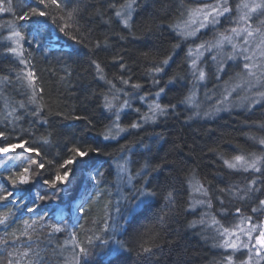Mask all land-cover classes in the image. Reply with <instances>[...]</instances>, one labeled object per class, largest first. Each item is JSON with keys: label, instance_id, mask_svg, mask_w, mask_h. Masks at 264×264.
Instances as JSON below:
<instances>
[{"label": "snow or ice", "instance_id": "snow-or-ice-1", "mask_svg": "<svg viewBox=\"0 0 264 264\" xmlns=\"http://www.w3.org/2000/svg\"><path fill=\"white\" fill-rule=\"evenodd\" d=\"M33 2L36 6H31L28 0H23L19 15L16 16L12 0H7L6 7L4 6L5 0H0V13H13L17 20L23 22H28L34 17H49L52 18V23L56 24L57 21L52 17V13L59 11L64 13L60 17L64 23L59 27V31L64 36H68L69 30L78 31L80 18L85 8L88 7V0H33ZM156 2H161V0H156ZM191 3H195L197 6L192 7ZM191 3L185 4L181 0L180 18L171 25L179 37V42L173 46V52L165 58L155 61L152 67L147 70L146 74L151 77L152 87L160 84V79L163 78L160 74L172 61L175 49L180 47V42L196 38L201 30L215 29L217 25L221 24V18H223L230 25L229 27L224 28V31L217 32L211 41L201 40L200 43H195L193 39L195 46H190L187 49L185 58L188 64L187 76L192 86L180 101L181 104L193 108V115L187 119L190 121L196 117L211 118L220 111L230 110L235 104L233 100L229 99L233 93H237V96L241 92L244 93L240 97V104L235 106L245 107L246 103L248 111L257 105L264 108V0H236L234 6L230 0H191ZM40 6H43V10ZM107 7L113 9V16L118 23L130 31L132 28L130 22L140 7L138 0H121L118 4L116 0H109ZM164 7L166 8L167 5ZM97 14H100L99 10H97ZM44 24L45 22L42 21L41 27H38L33 38L40 34ZM10 27V35L5 37L10 41L5 46L7 52L13 54L20 64L27 67L29 60L25 58L22 41H28L26 34L21 31L23 25L13 24ZM144 27L148 26L144 25ZM149 30L151 29L149 28ZM56 39L58 40L59 37ZM71 39L76 43L82 42L76 36ZM120 39H124V37L121 36ZM103 47H108L107 39H105ZM226 47L229 50L226 51ZM94 48H101L99 41L96 42ZM205 53H211L210 61L214 65L212 76L219 82L216 86L219 89V94L211 109L201 112V102L198 100L197 94L201 86L206 87L208 78L205 71L208 66V62L204 60ZM143 55L148 58L147 53ZM229 61L232 62L231 66L238 67L239 71L234 76H229L228 79L221 81V77L227 75V70L230 67ZM112 62L113 66L119 68L122 73L114 78L118 79L122 86H129L127 90L125 87H116L113 79L107 77L101 62H98L97 59L90 60L95 77L108 86L107 92L101 93V107L111 114V123L105 126V131L102 133L105 141L117 140L122 133L138 130L145 124H155L162 117L166 119L169 115H177L176 104L170 102L162 105L159 102L162 94L166 95V86L159 87L155 92L139 94L142 85L130 83L131 75L128 73L131 72V69L127 67L124 56L117 52L113 56ZM34 68L35 65H32L26 72L21 70L15 74L16 81L27 82L24 85L25 92L21 93L26 96V102L10 98L7 88L13 84V80L10 75H0V153L5 154L3 160L6 163L7 154L12 150L14 152L13 161H19L12 165L17 168V171L10 174L6 180H4L3 173L0 172V180H4V183H0V202H5L4 207L7 208L8 204H14L18 200L24 201L25 211L32 214L31 222L27 219L22 220L23 228L17 235V230L12 226L20 218L11 209L0 213V230L4 233L3 236H0V256L4 257L3 260H0V264H42L41 252L47 251V249L33 247V234L45 229L49 230L47 235L50 245L56 234L64 233L66 236L62 243L51 248L52 253L62 261V264H88L92 249L96 246V241L101 240V237L92 232L91 235L86 233L85 239L80 240L77 234L84 228L80 222L84 218L85 206H89L90 210V206L100 201L101 197L110 195V192L104 190V186L107 184L104 173L95 165H91L87 169L92 187L91 190L85 188L80 194L78 197L80 202L74 210L72 202L45 209L38 201L43 202L48 197L34 189L37 179L41 183V188L47 186L51 189H57L58 184L69 182L70 176L75 179L77 167L81 164L89 165L91 157L98 155L101 149L92 146L87 141L79 140L75 136L71 140H64L65 133L63 131L54 133L47 128L45 134L34 138L30 145L27 138L12 135L22 119V114H18L20 110H23V115L36 117L42 125L48 123L41 116V112L46 106L44 88L38 86L37 81L40 80V77L37 76ZM126 69L127 71H125ZM125 75H128L127 79ZM183 79L184 77H180V80ZM176 81L177 77L172 76L167 83L173 84ZM149 95L153 99L147 102ZM204 95L205 99H212L208 92H205ZM137 99L147 102V112H141L139 107H133V101ZM32 105L35 107L29 111V106ZM126 111L139 113V119L133 120L127 126H122L120 123L121 114ZM69 118L64 117V119ZM71 119H84L87 125L92 123L86 117L82 118L78 115ZM259 126L264 128V124ZM64 127H74V125H65ZM28 135H31L30 131ZM252 139L256 140L257 138L252 137ZM258 143L264 145V139H259ZM26 145L28 146L26 147ZM39 148L45 149L43 154ZM50 149H62L63 155L59 151L53 154ZM209 150L215 151V149ZM120 151L131 152V147L122 145ZM148 151L150 152L151 149L149 148ZM30 153L34 154L35 158L33 155H29ZM217 156L227 170L232 173L247 174L246 179L242 186L222 181L225 186H217L210 193L209 188L201 181L195 170H191L186 177L188 201L184 211L198 218L190 220L188 227L191 229L199 227L201 232L212 233V247L221 250L219 261L216 264H264V148L261 149L260 154L242 153L226 158L222 153L217 152ZM130 163V158L125 156L120 158V162L115 163V179L112 182L120 199L128 204L126 215L121 214L119 206L115 209L119 218L124 220V224L112 220L111 213L107 211L108 204L111 203L109 201L105 205V214L97 229L102 233L115 235L120 232L126 235L131 220L137 215L136 210L141 209L142 206L147 208L149 201H155L157 193L151 189L146 179L141 180L140 183H134V181L148 176L152 171H157L160 165L151 166L145 162L133 175ZM45 164L48 165L47 173L44 171ZM4 171H10V169L6 167ZM5 184H8V187H5ZM124 187L128 188L131 199L129 194H125ZM174 192V189L169 190L164 197L165 203L169 206L175 204L178 193L174 195ZM213 199L219 205L215 212L212 211ZM233 201L249 205L247 211H250L252 215H245V210L233 204ZM117 205H119V201H117ZM229 206L234 210L229 212ZM167 215V212L162 211L157 217L161 225L166 222ZM229 215L232 216L231 220H228ZM218 216L220 218H217ZM70 219L71 223H69ZM222 220L227 222V226L222 223ZM51 221H55V223ZM88 231L91 232V230ZM102 243L107 245L108 240L104 239ZM114 243L116 247L113 249V253L115 254L131 251L126 247L125 241L115 240ZM159 248L160 245L151 240H141L136 246L138 264H152L153 257ZM66 250L70 253L67 256L64 254Z\"/></svg>", "mask_w": 264, "mask_h": 264}, {"label": "rangeland", "instance_id": "rangeland-1", "mask_svg": "<svg viewBox=\"0 0 264 264\" xmlns=\"http://www.w3.org/2000/svg\"><path fill=\"white\" fill-rule=\"evenodd\" d=\"M14 1L19 15L20 8L23 5V0ZM90 1L91 0H88V3ZM28 2L31 6H36L33 0H28ZM180 2L181 0H170L167 4L163 0H161V2H156V0H144L140 3L139 9L133 15V19L130 22L132 24L131 29H133L135 34L145 38L152 35L154 28L162 29L167 27L174 32L171 25H173L176 20L180 18V12L182 11L180 8ZM183 2L185 4H189L191 3V0H183ZM230 2L233 3L234 6L236 0H230ZM164 5H167V7L165 8ZM191 6L196 7L197 5L195 3H191ZM40 7L41 10H43V6ZM63 15L64 13L59 11L52 13V17H54L57 21L56 24H53L52 18L49 17H34L28 22L19 21L20 25H23L21 31L26 34L28 41H22L23 47H25L30 54V64H28L27 67L20 64L13 54L7 52L5 47L7 44H5L0 37V75H10L13 80V84L9 85L7 88L9 95L13 98L12 100H25L26 102V96L21 93L25 92L26 89L24 85H26L27 82L24 81L21 83L20 81H16L15 74L21 70L26 72L32 67V65H35L33 70L36 71L37 76L40 77V80L37 81L38 86L44 88V102L50 93L55 92H60V94L66 99L72 101L77 100L83 96L82 87L87 83L86 81L88 78L92 76V79H97L95 77L94 68L90 65V60L87 55L82 51L81 47L77 45V43L69 38L71 31L69 30L68 36H64V34L59 31V27H61L64 23V21L60 19ZM42 21L45 22V24L41 28L40 34L33 38V34L36 32L38 27H41ZM144 25H147L148 27H144ZM229 26L230 25L225 22L223 18H221V24L217 25L215 29L201 30L200 33H202V35L198 33L196 38H190L187 41H184L185 43L190 42V44L187 45L186 50L190 46H195L193 39L195 40V43H200L201 40L211 41L214 39L217 32L224 31V28ZM149 28L151 30H149ZM57 37H59L58 40L56 39ZM227 50L229 49L226 47V51ZM185 53L187 55V51H185ZM210 55L211 53H205L204 56V60L208 62V66L205 69L208 74L206 87L201 86L200 91L197 94V98L201 102V112L211 109L212 105L216 102V97L219 94V89L216 87L219 82L212 76L214 65L210 61ZM229 65L230 67L227 70V75L222 76L221 81L228 79L229 76H234L235 73L239 71L238 67L231 66V61H229ZM62 77L63 79H61ZM155 91L156 90L151 92ZM205 92H208L212 96V99H205ZM187 93L188 90L186 95ZM243 95L244 93L242 92L239 96H237V93H233L229 99L233 100L235 104L231 107L230 111L246 110V103L245 107L235 106L240 104V97ZM152 99L153 97L149 95L147 97V102H150ZM181 100L182 99L169 100L164 94H162L159 102L162 105L169 104L170 102L172 104H176L177 107L175 112L177 115H169L166 119L162 117L157 121L176 119L187 125H195L196 123L212 121L216 118L217 114L219 116L224 114V112H227L220 111L211 118L196 117L189 121L187 118L193 115V108L191 106L181 104ZM147 102H141L143 105L141 112H147ZM33 107L35 106H29V111H31V108ZM255 107L260 106L257 105ZM18 114H22V119L19 122L15 133H12V135L27 138L30 145L34 138L42 136V134L36 129V127L41 125V123L37 121L36 117L23 115V110H20ZM260 114L262 121L259 125L264 124V108L260 107ZM138 119L139 113H135L134 120ZM120 123L122 126H127L122 123V114ZM147 125L152 126V123L145 124L144 126ZM259 125L257 126V134L253 136L257 138L256 140L251 137V143L249 145L229 143L228 146H226V148H224L220 153H222L226 158L242 153L248 154L254 152L256 154H260L264 145H260L258 140L264 139V128ZM29 131L31 132V135H28ZM121 136L123 135L121 134ZM169 142L170 141L166 136L153 131L145 140L138 141L131 145V152H120L114 157L94 164L104 173L107 181V184L104 186V190L106 192H110V195L101 197L100 201L90 206V210L89 206H85L86 210L83 214L84 218L80 222L84 225V228L83 230L78 231V239L84 240L85 234L87 233L88 235H91L92 232H94L96 236L101 237V240L96 241V246L92 249V255L89 258L88 264H138L136 246L141 240H151L160 245L156 255L153 257L152 264L163 263V254L160 251L161 248H169L173 250V264H216V262L219 261V253L221 250L212 247V233L201 232L199 227L197 229H191L188 227V222L198 217H194L184 211L188 201L186 177L191 170L194 169L196 173L197 171L191 163L189 157L178 149V147ZM27 146L28 145H26V147ZM149 148L151 149L150 152L148 151ZM39 151L43 154L45 149L39 148ZM50 151L52 152V149H50ZM4 155L5 154L0 153V172L3 173L4 180H6L10 174H14L17 171V168L12 167V165L13 163H19V161H13L14 152L12 150H10L7 154L8 159L6 163L3 160ZM29 155L34 156V154L31 153ZM122 156L130 158V169L133 175L145 164V162L149 163L151 166L160 165L157 171H152L148 176L138 178L137 181H134V183H140L141 180L146 179L149 182L151 189L155 191L157 195L154 202L149 201V207L144 208L142 206L141 209L136 210L137 215L131 220V224L128 226L126 235L120 232H117L115 235L112 233H102L97 229L104 217L105 205L108 204L109 201H111V203L108 204L107 211L111 213L112 220H114L116 216V214L114 215L113 208L115 206V196L117 191L115 187L112 186V182L115 179V163L120 162V158ZM6 167L9 168L10 171H4ZM89 167L78 170L76 172L75 179L70 176L69 182L58 184L57 189H54L56 195L60 197V203L58 205H64L72 202L73 210L75 209V206L80 202L78 199L80 194L85 188H88L89 185L92 184L89 180L87 171ZM246 175L247 174H245L240 181L234 183L242 186L246 179ZM4 180H0V183H4ZM5 186L8 187V184H5ZM9 189L11 190V188ZM65 189H67V191H65ZM173 189L175 190L174 195L177 193L178 195H176L175 204L169 206L165 203L164 197L169 190ZM124 192L125 194H129L127 187H124ZM129 198L131 199L130 194ZM233 204L236 206L245 205L249 208V205L236 201H233ZM127 208L128 204L124 201L121 213L126 215ZM233 210L234 209L229 206V212ZM162 211L167 212L168 215L165 217L166 222L161 225L158 222L157 217L162 213ZM212 211H216L214 206ZM247 215L252 214L249 211V214ZM140 218L142 221H139ZM217 218L220 217L218 216ZM231 219L232 216L229 215L228 220ZM69 223H71V219L69 220ZM222 223H225V226H227L226 221L222 220ZM119 224L123 225L124 220L119 218ZM159 227L163 229L166 236H163V233L158 232ZM88 230H91V232ZM3 235V231L0 230V236ZM65 238L66 236L64 233H59L56 234V237L53 239L51 245L49 244V240L44 243L45 248H47L53 256L55 264H62V261L52 253L51 248L58 243H62ZM104 239L108 240L107 245L102 243V240ZM115 240L125 241L126 247L131 249V251L123 254L113 253V249L116 247L114 243ZM33 247L36 248L37 244L33 243ZM64 254L67 256L70 253L66 250ZM2 259H4L3 256Z\"/></svg>", "mask_w": 264, "mask_h": 264}, {"label": "trees", "instance_id": "trees-1", "mask_svg": "<svg viewBox=\"0 0 264 264\" xmlns=\"http://www.w3.org/2000/svg\"><path fill=\"white\" fill-rule=\"evenodd\" d=\"M144 0H138V3ZM168 4L170 0H163ZM109 0H91L88 7L85 8L84 13L79 21L78 31H71L69 38L76 36L82 42L77 43L82 51L87 55L89 60L97 59L104 67V71L109 79H113V83L117 88L125 87L127 90L129 86H122L117 77L121 75L119 68L113 66L112 58L117 52L124 56L127 62V67L131 69L128 75H131L130 83H140L142 88L139 94L145 92L158 90L159 87H165V97L169 100L182 99L187 90L190 88L191 83L187 76L188 64L186 62L185 51L189 43L180 42V47L175 49V54L172 57L168 67L160 74L163 78L160 79V84L152 87L151 77L148 76L147 70L152 67L155 61H159L170 53L173 52V46L179 42V37L176 33L172 32L167 27L153 29L152 35L148 38L141 37L131 29H126L122 24L118 23L113 16V9L107 7ZM117 4L121 0H116ZM5 7L7 0H5ZM13 11L18 16L15 1L12 0ZM99 10L100 14H97ZM20 25L19 20L13 13L2 12L0 13V36L1 39L10 43L5 37L10 35V25ZM202 35V33H200ZM124 39H120V37ZM200 36V35H199ZM107 39L108 47L104 48L103 44ZM72 40V39H71ZM73 41V40H72ZM100 42L101 48L96 49L94 45ZM75 42V41H74ZM76 43V42H75ZM8 45V44H7ZM25 49V58L29 60L30 54ZM144 53L148 54L145 58ZM105 64L107 65L105 67ZM127 71V69L125 70ZM125 75V78H128ZM172 76L177 77V81L173 84H168L167 81ZM180 77H184L180 80ZM87 83L82 87L83 96L77 100H69L63 97L60 92L50 93L47 96L44 111L41 116L48 121L47 125H39L36 127L39 133L45 134V129L49 131L60 132L63 131L65 136L64 140H71L75 136L79 140L87 141L94 147L101 149L98 155L91 157L89 165H79L75 171L81 170L94 165L97 162L107 160L120 153L122 145H133L138 141H143L149 137L153 132H159L166 136L170 141L169 143L178 147L184 154H186L193 166L197 171L198 177L209 188L210 193L217 186L224 187L222 181L234 183L240 181L245 174L232 173L227 170L222 161L217 156V152H221L229 143L234 144H247L251 143L250 138L257 134V126L261 123L260 107H254L251 111L248 110H227L224 114L219 115L209 122L196 123L195 125H187L176 119L157 121L155 124L144 126L138 130H130V132L122 133L123 136L117 140L103 139L102 133L105 131V126L111 123L110 113H107L101 107L102 105V92H107L108 86L102 81L93 78H88ZM133 107H143L141 101L134 100ZM230 111V112H228ZM226 113V114H225ZM81 116L90 120L91 125H87L84 119L74 120L71 117ZM70 117L64 119V117ZM135 119V112L126 111L122 113V123L129 125ZM65 125H74V127L65 128ZM209 149H215L210 151ZM59 151L63 155L62 149H52V153ZM45 173L48 171V165L45 164ZM47 178V176H45ZM7 187V186H5ZM10 190V189H9ZM36 191H41L42 195L48 198L38 203H42L45 209L55 208L60 203V197L56 195L55 190L47 186L41 188V183L37 179L35 183ZM11 199V198H9ZM5 202H0V213L7 212L9 209L16 213L20 219L14 224L13 229L19 230L23 228L22 220H29L31 222V213L24 209V201H16L14 204H8L7 208L4 207ZM213 206L215 209L219 207L215 199H213ZM244 209V214H249L248 207L240 205ZM139 221H142L141 218ZM55 223V221H51ZM49 230L45 229L39 233L33 234V241L37 244L36 248L47 249L44 243L49 240ZM158 232L166 233L161 227ZM189 240V239H187ZM163 254L162 264H173L174 253L172 249L161 248ZM41 256L42 264H55L53 256L50 251H42ZM0 260L2 256H0Z\"/></svg>", "mask_w": 264, "mask_h": 264}, {"label": "bare ground", "instance_id": "bare-ground-1", "mask_svg": "<svg viewBox=\"0 0 264 264\" xmlns=\"http://www.w3.org/2000/svg\"><path fill=\"white\" fill-rule=\"evenodd\" d=\"M1 37V36H0ZM5 44H9L8 42H6V41H4V40H2ZM10 96V95H9ZM10 98L11 99H13L11 96H10ZM216 117H218V114H217V116ZM91 187H92V184H90L89 185V187L87 188V189H89V190H91ZM117 201H119V205H117ZM123 200H121L120 199V196H119V194L118 193H116V196H115V206H114V208H113V210H114V215L116 214V216H115V219H114V221H118L119 222V216L117 215V213H116V207L117 206H119L120 208H121V210H123ZM122 214V213H121Z\"/></svg>", "mask_w": 264, "mask_h": 264}]
</instances>
